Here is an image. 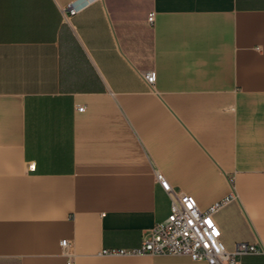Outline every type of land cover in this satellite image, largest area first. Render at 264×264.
Returning a JSON list of instances; mask_svg holds the SVG:
<instances>
[{"label": "crops", "instance_id": "0c3cea01", "mask_svg": "<svg viewBox=\"0 0 264 264\" xmlns=\"http://www.w3.org/2000/svg\"><path fill=\"white\" fill-rule=\"evenodd\" d=\"M157 172L264 264V0H0V264H208L108 253L168 217Z\"/></svg>", "mask_w": 264, "mask_h": 264}, {"label": "built area", "instance_id": "2783aa9c", "mask_svg": "<svg viewBox=\"0 0 264 264\" xmlns=\"http://www.w3.org/2000/svg\"><path fill=\"white\" fill-rule=\"evenodd\" d=\"M69 11L75 14L78 7L71 4ZM153 19L154 15L151 14L149 20L153 21ZM145 78L149 83H154L156 72L148 71ZM80 110H84V107ZM31 167L34 168V165ZM156 178L164 190L171 195L168 217L153 226L139 247L112 250L108 253L188 256L193 260L206 261L208 264H238L239 255L261 250L257 244L243 241L236 243L234 250H230L224 242L222 229L214 214L224 207L230 198L215 202L208 209L203 210L195 196L174 190L162 173L157 172ZM66 243L67 240H62L63 245Z\"/></svg>", "mask_w": 264, "mask_h": 264}, {"label": "rangeland", "instance_id": "374dc122", "mask_svg": "<svg viewBox=\"0 0 264 264\" xmlns=\"http://www.w3.org/2000/svg\"><path fill=\"white\" fill-rule=\"evenodd\" d=\"M226 231H227V232H226V235H224V239L227 238V237L233 236V231H232L231 228H230V229L227 228Z\"/></svg>", "mask_w": 264, "mask_h": 264}]
</instances>
